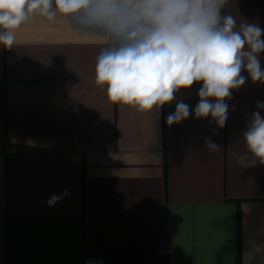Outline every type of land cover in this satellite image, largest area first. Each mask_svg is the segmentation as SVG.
<instances>
[{
    "label": "crops",
    "instance_id": "crops-1",
    "mask_svg": "<svg viewBox=\"0 0 264 264\" xmlns=\"http://www.w3.org/2000/svg\"><path fill=\"white\" fill-rule=\"evenodd\" d=\"M224 11L264 28V0ZM105 44L35 16L0 46V264H264V165L232 158L264 84L233 90L222 129L210 117L169 126L175 100L140 112L95 84ZM201 86L178 98L194 109Z\"/></svg>",
    "mask_w": 264,
    "mask_h": 264
},
{
    "label": "clouds",
    "instance_id": "clouds-1",
    "mask_svg": "<svg viewBox=\"0 0 264 264\" xmlns=\"http://www.w3.org/2000/svg\"><path fill=\"white\" fill-rule=\"evenodd\" d=\"M229 0H0V46L12 49L16 31L35 16L67 18L74 30L106 41L96 57L95 84L106 86L112 104L140 112L159 111L174 100L166 123L190 117L222 129L233 90L247 80L264 84L260 54L264 28L224 10ZM242 71L247 76L241 75ZM202 82L194 109L179 99L181 89ZM242 134L245 150L232 153L241 168L264 165V102H256ZM209 153L221 146L205 138ZM70 195L51 194L49 207ZM86 264H103L88 261Z\"/></svg>",
    "mask_w": 264,
    "mask_h": 264
},
{
    "label": "trees",
    "instance_id": "trees-1",
    "mask_svg": "<svg viewBox=\"0 0 264 264\" xmlns=\"http://www.w3.org/2000/svg\"><path fill=\"white\" fill-rule=\"evenodd\" d=\"M235 264H239L238 261H236Z\"/></svg>",
    "mask_w": 264,
    "mask_h": 264
}]
</instances>
